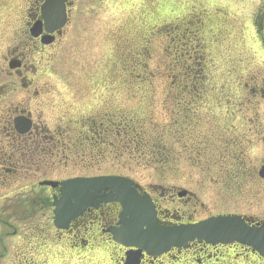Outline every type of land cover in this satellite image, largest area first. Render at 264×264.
<instances>
[{
  "label": "rangeland",
  "instance_id": "obj_1",
  "mask_svg": "<svg viewBox=\"0 0 264 264\" xmlns=\"http://www.w3.org/2000/svg\"><path fill=\"white\" fill-rule=\"evenodd\" d=\"M72 2L68 34L53 60L47 62L29 46L30 84L50 90L31 96L30 109L43 115L46 127L68 128L72 140L86 139L80 132L90 117L92 124L103 125L87 141V148H71L70 153L65 152L67 158L51 160L46 154L41 163L30 165V175L38 182L123 175L143 187L193 190L204 204L203 209L198 208L201 214L227 212L264 219V182L256 176L264 161V0ZM36 4V0H0V68L16 35L26 31ZM181 80L186 85L183 90L177 87ZM192 85L196 92L202 91L196 101L187 93ZM41 104L56 110L39 109ZM183 105L196 116L199 134L210 131L214 136L209 139L224 143L236 134L238 145L244 143L246 152L236 146L228 151L239 154L245 168L238 171L231 189L216 166H198L211 163L217 148L205 150L196 162L195 141L174 132L172 120L176 121V112ZM123 119L129 130L118 131ZM160 135L174 150L173 169L165 173L157 166H146L144 159L128 160L125 152L132 137L154 143ZM104 143L110 148L103 147ZM91 151L94 159L88 158ZM46 198L30 192L27 205L29 212L45 208L44 219L51 226ZM16 203L0 200V206L9 210ZM30 217L32 222L34 217ZM47 245L54 247L50 242ZM57 251L60 258L64 252ZM54 253L51 249V256ZM93 254L104 256V251L97 249Z\"/></svg>",
  "mask_w": 264,
  "mask_h": 264
},
{
  "label": "flooded vegetation",
  "instance_id": "obj_2",
  "mask_svg": "<svg viewBox=\"0 0 264 264\" xmlns=\"http://www.w3.org/2000/svg\"><path fill=\"white\" fill-rule=\"evenodd\" d=\"M36 1L26 29L31 21H42L41 6L47 0ZM64 4L70 20L72 0H64ZM67 34L66 28L55 32L51 35L52 43L43 45L41 40L46 35L44 27L38 39H31L27 32L18 33L14 38L15 45H11V53L3 59L0 74V200H17V203L15 209L11 210L0 206V264H45L46 243L49 242L55 248L64 250L63 264H264V258L257 252L239 244L194 242L186 249H173L161 256H149L137 249L123 247L114 241L112 235V231L119 228L122 207L101 198L73 219L65 230H56L52 224L49 226L45 222L44 208L29 214L27 201L30 192L35 196L46 195L47 200L60 197L59 189H47L44 193L33 187L38 181L30 175V165L41 163L44 151H49L53 156L57 155L56 152H63L62 148L68 146L66 142H70L69 138H64L70 137L68 128L45 127V123L40 121L41 115L37 117L38 112L30 110L31 96L49 94L50 90H39L30 84L29 46H33L31 49L42 59L50 61L62 47ZM12 61L16 68L6 70L5 65ZM38 106L39 109H47L52 105ZM50 110L56 109L51 107ZM17 118L32 121V127L25 134L20 135L15 131L14 121ZM87 120L80 132L82 137L100 131L103 125L102 122L92 124V119ZM77 143L82 146L86 139L76 138L73 146ZM65 179L69 178L55 181ZM30 183L33 184L31 188ZM146 193L151 196L157 218L162 224L190 223L208 217L195 214V208L199 206L195 194L179 198L175 187L158 194L159 197L150 191ZM29 216L35 218V223L29 222ZM97 249H102L104 256L96 257L93 253H97Z\"/></svg>",
  "mask_w": 264,
  "mask_h": 264
},
{
  "label": "water",
  "instance_id": "obj_3",
  "mask_svg": "<svg viewBox=\"0 0 264 264\" xmlns=\"http://www.w3.org/2000/svg\"><path fill=\"white\" fill-rule=\"evenodd\" d=\"M96 181L98 182H71L68 183L65 188L68 191L72 189L73 191H79L87 190L89 187L92 188V186L94 189L99 185H110L117 193L118 198L127 199L131 197V191L127 189L130 184L125 181L115 179H101ZM115 185L119 186V188H116ZM77 196L76 192L73 194H66L64 198L65 201L58 204L61 217L68 215L66 213L70 210L78 209L76 203L71 204V201L79 202V197ZM138 225H147L148 227L147 231L138 233L140 235L139 239L145 243H153L156 249L167 248L169 246H180L187 241L198 238L213 242L236 240L238 242L252 244L264 250V230L256 231L254 229H249L241 223L239 219H214L196 226L175 229L159 228L153 219L140 222Z\"/></svg>",
  "mask_w": 264,
  "mask_h": 264
},
{
  "label": "trees",
  "instance_id": "obj_4",
  "mask_svg": "<svg viewBox=\"0 0 264 264\" xmlns=\"http://www.w3.org/2000/svg\"><path fill=\"white\" fill-rule=\"evenodd\" d=\"M184 87H186V85L180 84V90H183ZM187 93L193 98H198L200 91L196 92L195 86L192 85L191 88L187 90ZM181 111L183 112V116H181L182 115ZM176 113H177L176 121L172 120V123H175L176 125V127L174 128V132H178L180 130L181 133L185 135V137L186 136L190 137L191 140L195 141L194 142V145H196L195 152H200L204 148L203 146H206L207 144L208 145L211 144L209 140L213 141L215 139V138L213 140L209 139L211 138V136H214L213 133L207 132V134L205 135L198 133L197 130L198 127H200V125L196 123L197 120L194 119L196 117L190 115L192 114V112L190 111L189 108H184L181 110V108L179 107ZM179 120H183V121L179 123ZM177 134L178 136H181L179 132ZM191 136L194 137L198 136L199 139L198 138L193 139ZM162 139H163V135H160L159 138L156 136L154 139L155 142L150 143V146H148L145 143V141L141 138L138 145L140 149L138 146L137 148L134 149V151L133 149L128 148L125 153L128 156H131L132 154L133 157L135 158L138 157L139 160L144 159V161L142 162L148 167L157 166L158 168H161L162 171H165L166 168L167 170H169L170 168H172V166H174L176 162V158H175V154H172L174 150L171 149L170 147L171 144L169 143L165 144V141Z\"/></svg>",
  "mask_w": 264,
  "mask_h": 264
}]
</instances>
